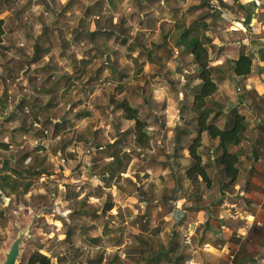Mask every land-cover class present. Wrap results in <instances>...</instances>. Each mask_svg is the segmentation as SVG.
<instances>
[{
  "label": "rangeland",
  "instance_id": "1",
  "mask_svg": "<svg viewBox=\"0 0 264 264\" xmlns=\"http://www.w3.org/2000/svg\"><path fill=\"white\" fill-rule=\"evenodd\" d=\"M222 1L0 0V114L8 113L0 117V142L7 145L0 147V168L4 159L10 174L22 170L9 179L10 195L0 191L6 209L0 261L25 231L16 264L35 252L58 264H264L263 227L243 238L233 232L229 260L220 251L196 252L206 240L201 227L187 244V225L166 218L178 197L187 199L190 213L203 200L184 178L189 141L166 144L161 137L166 113L187 126L195 117L189 108L200 80L192 55L178 45L181 32L197 27L210 39L212 66L224 49L233 56L251 52L256 41L264 47V8H250L252 23L237 31L217 11L227 7L233 19L246 11ZM229 60L213 76L227 74L237 101L244 81L229 72ZM248 94L262 108L264 99ZM121 102L137 108L148 137L143 144ZM207 154L211 171L216 163ZM166 167L171 173L164 175ZM216 244L210 252L221 249Z\"/></svg>",
  "mask_w": 264,
  "mask_h": 264
},
{
  "label": "crops",
  "instance_id": "2",
  "mask_svg": "<svg viewBox=\"0 0 264 264\" xmlns=\"http://www.w3.org/2000/svg\"><path fill=\"white\" fill-rule=\"evenodd\" d=\"M236 3L241 4L243 10L246 11L243 17L233 19L227 8L225 12L221 9H218L217 12L223 19L230 20V22L235 25L237 23L242 25V27L239 28L233 26V29L246 32V21L249 19L251 21L250 23H252L253 19H250V16L252 14L254 15L252 12L251 14H247V12L251 11L250 8L253 9V12L257 8L263 9L264 1L238 0ZM87 4L90 3L87 2ZM227 12L230 16L227 15ZM250 23L248 25H250ZM245 40H247V37ZM108 42L112 43L110 40ZM227 43L232 44L230 42ZM239 43L240 42H238V44ZM253 43L254 44H249L248 47L252 49H255L254 46L260 47L257 41ZM70 46L75 48L76 44L70 42ZM238 47L240 48V45H238ZM232 51L236 52V50ZM238 53L239 50H237L236 54L233 56H229L224 49L221 57L217 60L216 66L222 65L224 61H226V58L230 60L237 58ZM254 54L255 60L253 61L252 71L245 79H243L244 93L239 95L237 101L231 94L227 83L228 77L217 82V91L213 94L214 100L218 104L224 106L223 110H228L229 105H237L239 107V112L244 114L246 118L247 128L243 133V138L233 149L239 156V171L237 179L231 183L224 174L219 172L218 167L213 166L211 171H209V168L207 167L210 185L205 187V185L201 183V191H203L201 205L195 210V212L190 213L188 210L190 204L187 202V199L184 196L178 197L170 202L172 207L166 216L168 220L176 224L185 223L187 225V228H185V226L183 227L185 235H189L191 240H193V236H195L200 227L204 230L206 240L202 242L201 247L198 248L196 252L201 249L204 253L217 254L216 252L220 251V254L217 255L225 256L226 258H229V260H232L234 256L232 250L234 249L233 243L228 240L233 232L236 233L237 237L243 238L248 234L250 228H264V105L261 108L259 104L249 100L248 94L249 91H253L256 94L257 99H264V60H261L258 57L256 51ZM77 59L80 60L79 55ZM85 59H87V57H85ZM92 60L95 59L92 58ZM79 63L80 61H78V64ZM190 108L189 111H191ZM165 111L168 110L165 109ZM165 117L166 119L164 120V123H161V137L165 136L163 142L167 144L170 139H173L172 144H175L176 140L181 137H185L186 141L190 142L195 135L194 129L190 128L192 125L195 127V120L190 121L192 122L191 125L187 126L185 119H180L179 115L176 120L169 119L167 113L165 114ZM148 128L153 129V126L148 125ZM201 139L202 144L199 150L202 156V162L206 163L205 161L208 156L207 152H209L211 160L215 157L214 152L218 144V139L209 138L206 132L201 134ZM149 140L151 139L149 138ZM182 154L187 158L183 160L187 162L188 166L190 162L188 159L189 153L187 146L182 150ZM171 161L174 163L176 159L174 160V157H171ZM167 168L168 167L162 171L164 175L171 173V170ZM161 170L162 169H160V171ZM151 177H153V174H151ZM184 178L190 182L186 177V174ZM190 184L193 187L191 182ZM229 204H235L239 209L245 211L248 216L247 219H233L228 216V212L235 210V208L229 207ZM213 243H217L216 245L221 249L214 248L215 251L210 252ZM205 245L207 246L204 247ZM192 248H194L193 244ZM195 263L202 264L201 260H198V262Z\"/></svg>",
  "mask_w": 264,
  "mask_h": 264
},
{
  "label": "trees",
  "instance_id": "3",
  "mask_svg": "<svg viewBox=\"0 0 264 264\" xmlns=\"http://www.w3.org/2000/svg\"><path fill=\"white\" fill-rule=\"evenodd\" d=\"M233 1L238 2V0ZM219 2L223 3L222 0H219ZM226 8L227 7H219V9ZM247 14H249V12H247ZM3 24V18H0V41L4 33ZM208 42H210V39L205 35L200 34L197 27H188L184 29L180 34V40L178 42V45L182 46L184 50L192 55L193 62L198 68L197 78L200 80L198 89L194 93L191 101L190 110L195 114V135L187 144L190 164L185 169L186 177L190 180L193 186H196L197 189H201V183H203L205 187L210 185V179L207 174V164L202 162V156L199 150L202 144L201 134L206 132L209 138L218 139V144L215 150L217 154H214L215 157H213L212 160H215L219 172L224 174L229 182L233 183L237 179L239 171V156L233 149L241 142L243 133L247 128L245 115L239 112V107L237 105L231 106L227 111L220 109L219 104L215 100H212V105H208L209 99L217 91L218 82L213 76V72L216 71V66H212L209 63L210 59L208 48L206 46ZM241 43L244 44L243 42ZM250 49L251 52L247 49L239 51L237 58L229 60L228 69L232 76L243 80L251 73L253 61L255 60V50L252 48ZM256 52L258 57L261 60H264V47H260ZM221 74L223 76H220L219 78L223 79L227 77V74ZM221 79H219V81ZM120 108L124 111L127 119L135 121L136 141L141 144L146 142L148 137L143 130L145 124L140 120L137 108L130 106L126 102H121ZM226 113H228L227 117L225 116ZM0 147L6 149L7 145L1 141ZM3 163L7 166V162H4L3 159L0 168V191L2 192L5 190L6 192L4 193L10 195L11 190H9L8 187H10L11 184L9 179L11 175H14V177L17 178L22 170L13 167V169H10L13 171L10 174V172H8L9 170L7 171L4 167ZM3 171L5 172L3 173ZM26 171L34 172L35 170L28 168ZM1 199H3V197L0 193V228L6 220V209L3 208ZM165 256L167 260L171 261L172 256L169 253H166ZM27 264L58 263H53L51 258L45 254L35 252L30 256Z\"/></svg>",
  "mask_w": 264,
  "mask_h": 264
},
{
  "label": "water",
  "instance_id": "4",
  "mask_svg": "<svg viewBox=\"0 0 264 264\" xmlns=\"http://www.w3.org/2000/svg\"><path fill=\"white\" fill-rule=\"evenodd\" d=\"M7 115L8 113L6 115L0 114V117L2 116L3 118H6ZM25 235H26L25 231H20L17 234L16 238L11 243L8 251L5 252L4 259L0 261V264H16L17 263V258L19 257V253H20L19 244Z\"/></svg>",
  "mask_w": 264,
  "mask_h": 264
},
{
  "label": "built area",
  "instance_id": "5",
  "mask_svg": "<svg viewBox=\"0 0 264 264\" xmlns=\"http://www.w3.org/2000/svg\"><path fill=\"white\" fill-rule=\"evenodd\" d=\"M221 10H224L223 12L226 11V9H221ZM229 207H232V208H235L234 211L232 212H228V216H230L231 218H240V219H244L246 220L247 219V214L245 211L239 209L235 204H229ZM243 235V234H241ZM185 243L187 244H191V238L189 235H185ZM207 245H205L204 247H206ZM191 262V260L189 261Z\"/></svg>",
  "mask_w": 264,
  "mask_h": 264
},
{
  "label": "bare ground",
  "instance_id": "6",
  "mask_svg": "<svg viewBox=\"0 0 264 264\" xmlns=\"http://www.w3.org/2000/svg\"><path fill=\"white\" fill-rule=\"evenodd\" d=\"M236 26H237V27H242V25H241L240 23H237ZM188 264H194V262L191 261V262H188Z\"/></svg>",
  "mask_w": 264,
  "mask_h": 264
}]
</instances>
